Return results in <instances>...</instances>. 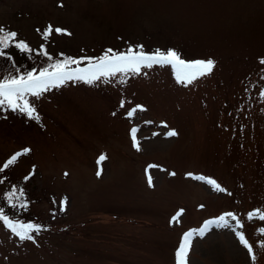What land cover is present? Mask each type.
<instances>
[{"label": "rangeland", "instance_id": "1", "mask_svg": "<svg viewBox=\"0 0 264 264\" xmlns=\"http://www.w3.org/2000/svg\"><path fill=\"white\" fill-rule=\"evenodd\" d=\"M49 24L71 33L48 38L54 57L143 45L175 49L189 61L211 58L215 67L187 87L170 66L129 74L124 84L69 82L32 98L38 121L0 111V166L31 149L0 173V198L22 186L27 211L15 213L2 199L0 207L47 228L32 243L0 226V264H175L183 233L225 212L241 218L255 264H264V221L247 219L264 209V0H0V26L33 49L45 44ZM169 130L177 135L167 137ZM150 164L166 169L149 170L153 187ZM189 173L214 178L227 192ZM180 209L179 223L170 224ZM187 259L253 264L235 233L216 226L193 239Z\"/></svg>", "mask_w": 264, "mask_h": 264}, {"label": "snow or ice", "instance_id": "2", "mask_svg": "<svg viewBox=\"0 0 264 264\" xmlns=\"http://www.w3.org/2000/svg\"><path fill=\"white\" fill-rule=\"evenodd\" d=\"M62 6V5H61ZM40 32V29H37ZM53 31L56 34L71 35L66 29L59 27L53 28L49 24L41 33L45 44H41L38 49H33L26 41L17 40L18 33L0 26V60L7 61L6 64H0V111L8 109L13 112H20L28 118L39 120V115L36 111L35 103L32 98L40 99L46 92L62 87L69 82H82L91 86L97 83H111L112 80L118 79L119 83H126V78L129 74L140 75L144 69H152L154 67L170 66L175 80L178 84L187 87L199 78L211 74L215 67V61L209 59L185 60L181 54L175 49H154L151 52L144 51L143 45L129 46L123 50H115L112 48L104 49L99 56L89 57H71L64 56L63 53L59 57H54L47 51V40L52 35ZM10 48H15L22 55H27L29 60H33L34 66L31 68L22 67L15 63L12 55L7 51ZM33 54L36 57H41V61L37 63ZM259 63L264 65V58ZM264 79V77H262ZM260 98L264 101V89L260 90ZM123 107V102L121 104ZM142 109V106H137ZM165 127H167L165 125ZM138 129L132 128L130 135L133 142V147L140 151V142L137 139ZM167 137L177 135L175 130H169L165 134ZM31 151L30 148H24L20 152L12 154L2 166L0 173H3L10 166H13L21 156L27 155ZM105 155L101 154L98 159V165L105 160ZM159 168L161 171L166 169L156 164H150L145 169L149 187H153V177L149 173L150 169ZM101 172L97 171V176ZM67 176L68 174L65 173ZM175 175V173H170ZM191 178L206 183L215 192H227L214 178L204 176H192ZM4 177H0V183L4 182ZM25 180L30 179L25 177ZM230 195V193H229ZM8 204L10 208L18 213L20 210L27 211L29 202L26 198L25 190L22 186L13 184L10 189L0 198ZM54 204L57 202L54 200ZM67 198L59 201V211L66 210ZM201 208L204 205H200ZM184 210L180 209L172 216L170 224L179 223V218L183 215ZM55 217L56 213H52ZM247 219L252 221L257 219L264 221V209H255L247 213ZM231 221H235L232 224ZM0 226L7 229L12 236H15L19 241H31L36 243V236L47 228L42 224L34 222H25L21 219L14 218L6 214L3 207H0ZM228 228L233 231L240 244L247 250L251 256L253 264H255L256 256L253 251V245L246 238L244 223L241 218L233 212H225L218 217L206 220L202 226L197 229H192L183 233L178 248L175 251V264H188V254L190 252L192 241L199 236L203 238L211 227ZM258 231L264 235V228H259ZM35 233V235H33ZM261 248H264L262 243Z\"/></svg>", "mask_w": 264, "mask_h": 264}, {"label": "trees", "instance_id": "3", "mask_svg": "<svg viewBox=\"0 0 264 264\" xmlns=\"http://www.w3.org/2000/svg\"><path fill=\"white\" fill-rule=\"evenodd\" d=\"M17 40H20V39H17ZM9 52L10 55L13 56L14 60H15V63L17 65H20L22 67H26V59L24 58H28L27 55H22L18 50H16L15 48H10L7 50ZM37 60V59H36ZM35 60V61H36ZM7 61L5 60H0V64H6ZM25 63V64H24Z\"/></svg>", "mask_w": 264, "mask_h": 264}]
</instances>
